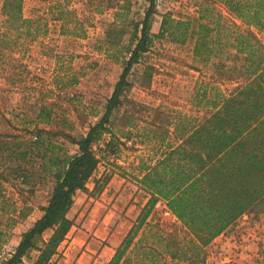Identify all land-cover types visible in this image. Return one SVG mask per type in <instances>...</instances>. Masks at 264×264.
Returning <instances> with one entry per match:
<instances>
[{"label":"rangeland","instance_id":"374dc122","mask_svg":"<svg viewBox=\"0 0 264 264\" xmlns=\"http://www.w3.org/2000/svg\"><path fill=\"white\" fill-rule=\"evenodd\" d=\"M67 1L73 11L60 28V22L51 19L48 1L22 0V16L45 19L47 30L33 40L21 34L16 46L0 48V133L16 136L21 143L34 139L36 126L43 130L40 135L52 144L57 156L73 154L77 147L69 138L83 136L101 117L134 45L133 26L147 4L145 0H124L121 21L117 20L123 25L119 32L116 25L120 23H115L113 15L118 6H109L120 4L121 0ZM204 5L238 24L218 4L156 0V13L151 16L149 28L151 42L129 70L120 104L111 112L105 131L99 136L102 146L93 148L92 144L98 157L96 170L86 190L75 193L67 212L72 225L46 264H105L109 248L114 242L119 243L147 200V194L129 177L138 158L147 155L153 162L164 149L161 137L163 142H175L172 124L181 121L194 125L213 110V103H219L244 82L242 62L231 58L230 45H219L205 61L201 60L204 57L193 55L194 19L198 8ZM164 12L173 20H189L192 24L187 31L184 24L179 29L168 26L158 36ZM250 29L264 44V34ZM40 107L48 113L47 121L36 118ZM127 133L129 144L124 142ZM111 136V146L103 151L104 142ZM41 163L31 150L24 158L20 156L19 173L12 171L7 181H0L6 197L0 210V228L4 230L0 259L8 256L21 232L41 214L53 182ZM11 164L7 163V170ZM13 174L19 175L20 181ZM93 179L99 180L98 191L92 190ZM119 179H123L120 186L113 188L111 184ZM24 206L28 208L24 218L16 217L13 224L8 221L9 226L1 227L13 208ZM108 220L106 228L104 223ZM146 221L180 237L187 235L180 222L165 214L160 206L154 205ZM48 233L44 231L43 237ZM263 251L264 216L251 210L204 246L203 257L208 264H255ZM34 255L31 251L22 261L30 264Z\"/></svg>","mask_w":264,"mask_h":264},{"label":"trees","instance_id":"16d2710c","mask_svg":"<svg viewBox=\"0 0 264 264\" xmlns=\"http://www.w3.org/2000/svg\"><path fill=\"white\" fill-rule=\"evenodd\" d=\"M45 1L50 3L51 19L59 21V27L63 28L67 15L73 11L70 4L67 0ZM121 1L109 6H118L113 13L116 24L121 21L124 0ZM145 1L142 17L133 26L134 45L105 101L101 117L83 136L69 138L77 147L73 154L53 153L52 144L40 135L43 130L36 126L34 139L21 143L16 136L0 133V181H7L12 171L18 172L20 156L24 158L31 150L53 178L41 214L21 232L15 247L0 259V264H25L22 258L31 251L35 255L30 264H46L72 225L67 212L74 195L86 190L85 184L98 164L92 144L100 139L111 112L120 104L131 66L151 42L149 28L151 16L156 13V0ZM201 1L222 6L238 24L209 5L198 8L192 29L193 55L204 57L201 60L205 61L219 45H230L233 49L230 56L242 62L245 80L219 103H213V110L194 125L181 121L172 124L171 133L176 140L163 142L161 137L164 149L153 162L147 155L138 158L129 177L147 194V200L105 264H208L204 261L203 248L213 238L244 213L256 210L264 216V44L250 29L264 34V0ZM21 9L22 0H0V27H4L0 30V48L16 46L21 34L31 40L45 34L46 20L23 17ZM183 24L187 31L192 23L173 20L164 12L157 35L162 36L168 26L179 29ZM116 27L123 31L122 23ZM109 34L108 30L107 37ZM47 117L48 113L40 107L36 118L47 121ZM128 138L127 133L124 139ZM112 139L113 136L104 142L103 151L111 146ZM8 162L12 164L7 170ZM13 177H19L20 181L19 175ZM98 182L93 179V191H98ZM158 200L180 222L186 236L180 237L146 221ZM5 202L0 185V210ZM27 210L26 206L13 208L1 227L13 224L16 217L24 218ZM3 231L0 228V237ZM44 231H49L46 237ZM255 264H264V251Z\"/></svg>","mask_w":264,"mask_h":264},{"label":"crops","instance_id":"0c3cea01","mask_svg":"<svg viewBox=\"0 0 264 264\" xmlns=\"http://www.w3.org/2000/svg\"><path fill=\"white\" fill-rule=\"evenodd\" d=\"M93 175H94V173H93ZM123 179H119L118 181H116V182H113L111 185H112V187L113 188H115V187H119L120 186V182L122 181ZM93 183H91V185H92ZM87 185V183L85 184V186ZM116 189V188H115ZM122 189H123V187H122ZM106 189H104L103 191H105ZM112 195H114V192L112 193ZM110 199V198H109ZM73 204V203H72ZM109 212V211H108ZM108 212L106 213V215H104L103 216V219H102V221H104V219H105V217L108 215ZM112 214H113V212H112ZM110 223V220H108V222L105 224L104 223V227H106V228H108V224ZM71 227V226H70ZM70 229V228H69ZM69 231V230H68ZM113 232V231H112ZM110 233V236H112L113 235V233ZM67 234V233H66ZM116 245H117V242H114L112 245H111V247L109 248V251H110V253L108 254L109 256H108V259H109V257L111 256V254H112V252H113V250H114V248L116 247Z\"/></svg>","mask_w":264,"mask_h":264},{"label":"built area","instance_id":"2783aa9c","mask_svg":"<svg viewBox=\"0 0 264 264\" xmlns=\"http://www.w3.org/2000/svg\"><path fill=\"white\" fill-rule=\"evenodd\" d=\"M125 143L129 144L130 143V140H124ZM101 147L102 144L100 142V140H97L96 142L93 143V148L94 147ZM155 206H160L162 211L165 213V214H171L168 209L165 207L164 203L160 200H158L156 203H155ZM172 215V214H171ZM173 216V215H172Z\"/></svg>","mask_w":264,"mask_h":264}]
</instances>
